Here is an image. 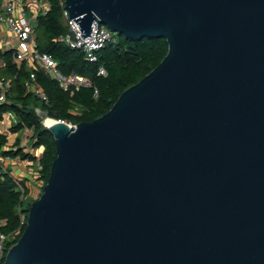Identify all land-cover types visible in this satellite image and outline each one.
I'll use <instances>...</instances> for the list:
<instances>
[{"label":"water","instance_id":"water-1","mask_svg":"<svg viewBox=\"0 0 264 264\" xmlns=\"http://www.w3.org/2000/svg\"><path fill=\"white\" fill-rule=\"evenodd\" d=\"M160 64L57 156L5 264H264V0H65Z\"/></svg>","mask_w":264,"mask_h":264},{"label":"trees","instance_id":"trees-1","mask_svg":"<svg viewBox=\"0 0 264 264\" xmlns=\"http://www.w3.org/2000/svg\"><path fill=\"white\" fill-rule=\"evenodd\" d=\"M23 1L28 7L41 0ZM43 1L48 3L49 8L36 17L39 51L50 54L63 75L76 74L85 77L90 84L78 87L71 85L65 89L48 73L39 69L36 71V83L48 96L47 103L27 89L25 83L31 73L26 63L17 62L15 50H0V78L10 81L4 101H0V124L7 113H13L15 122L9 131L17 134L24 129L31 130L29 142L32 150L41 149L40 156H37L21 146L20 136L11 144L8 134L0 132V155L19 157L28 163L37 164L42 189L47 183L57 153L54 134L44 125V119L37 109L51 119L64 120L72 125L91 122L108 112L124 90L157 67L169 50L168 41L164 37H144L137 40L123 34H114L97 52V60L90 61L83 49L73 48L59 41V38L69 33V25L64 16L65 0ZM100 68H104L106 74H100ZM26 181L28 178L21 180L26 188L23 194L17 189L15 176L10 168L7 172L0 173V217L7 221L1 231L10 233L17 230L21 225V216H25L15 242L26 227L32 203L42 193L34 197Z\"/></svg>","mask_w":264,"mask_h":264},{"label":"built area","instance_id":"built-area-1","mask_svg":"<svg viewBox=\"0 0 264 264\" xmlns=\"http://www.w3.org/2000/svg\"><path fill=\"white\" fill-rule=\"evenodd\" d=\"M34 3V5H28L27 7L23 0H0V50H15L17 62L26 63L31 73L30 78L25 83L27 89L33 91L41 100L48 103V96L36 83V71L39 69L48 73L65 89H68L71 85L78 87L81 84L89 85L90 83L85 77L76 74L63 75L57 68L56 60L50 54L39 51L36 39V17L40 12L45 13L49 5L43 0ZM28 12H30V16H28ZM64 16L69 25V33L59 38V41H63L73 48L83 49L90 61H96L97 52L112 39L114 33L106 25L95 22L91 30L92 35L84 39L82 37L84 32H82L76 20L70 17L66 9H64ZM3 32H6L5 36L2 34ZM99 73L106 74V70L100 68ZM9 88L10 81L0 78V101H4ZM37 112L42 111L37 109ZM2 122L11 127L15 122V115L7 113ZM8 159L9 157L0 155V173L8 171L9 167L6 164ZM14 176L17 189L24 194L26 188L21 183L22 179L16 175ZM24 222L25 216L22 215L20 227L10 233H4L1 228L6 225L7 221L0 217V264H5L7 252L16 243L15 240Z\"/></svg>","mask_w":264,"mask_h":264},{"label":"rangeland","instance_id":"rangeland-1","mask_svg":"<svg viewBox=\"0 0 264 264\" xmlns=\"http://www.w3.org/2000/svg\"><path fill=\"white\" fill-rule=\"evenodd\" d=\"M28 16H30V12H28ZM40 114V116L45 120L46 118H48L47 116H46V114H44V113H42V112H40L39 113ZM68 123V122H67ZM70 124V123H69ZM70 125H72V124H70ZM1 126H2V128H4V122H1ZM31 134H32V131L31 130H29V129H24L22 132H21V136H20V138H21V146H24V148H25V150L26 151H31V152H33L34 154H36L37 156H40V154H41V149H36V150H32V147H31V145H30V142H29V144H22V140H24V142H25V140L26 139H29L30 138V136H31ZM19 160H21V159H18V161ZM7 164V163H6ZM8 165V164H7ZM9 166V165H8ZM23 166L25 167V169H27L28 170V172H31V174H29V176H30V178H29V180L28 181H26L27 182V185L29 186V189H30V191H31V193H32V195L34 196V197H38V195H39V193L40 192H42V182H40L39 181V179H38V172H37V170H38V165L37 164H32V163H24L23 162ZM12 167V166H11ZM17 174V176L20 178V179H24V177L22 176V174H20L19 172H17L16 173Z\"/></svg>","mask_w":264,"mask_h":264},{"label":"crops","instance_id":"crops-1","mask_svg":"<svg viewBox=\"0 0 264 264\" xmlns=\"http://www.w3.org/2000/svg\"><path fill=\"white\" fill-rule=\"evenodd\" d=\"M5 29V28H4ZM5 33L6 32H3L2 34L5 36ZM9 128L10 126L9 125H6L4 124V128H2L1 124H0V131L4 134H8V137H9V140H10V143L12 144L17 136H21V132L23 131H20L19 133L17 134H14V133H11L9 131ZM29 143V139H26L25 142L24 140H22V144H28ZM18 159H20L19 157L18 158H9L8 160H6V163L9 165L8 167L10 168L11 172L17 176V172H19L20 174H22V176L24 178H30L29 174H31V172H28L27 169H25V167L23 166V162L26 163V161H23L22 159L18 161ZM28 163V162H27ZM12 166V167H11Z\"/></svg>","mask_w":264,"mask_h":264},{"label":"flooded vegetation","instance_id":"flooded-vegetation-1","mask_svg":"<svg viewBox=\"0 0 264 264\" xmlns=\"http://www.w3.org/2000/svg\"><path fill=\"white\" fill-rule=\"evenodd\" d=\"M213 264H221V239L216 237V243L214 248Z\"/></svg>","mask_w":264,"mask_h":264},{"label":"bare ground","instance_id":"bare-ground-1","mask_svg":"<svg viewBox=\"0 0 264 264\" xmlns=\"http://www.w3.org/2000/svg\"><path fill=\"white\" fill-rule=\"evenodd\" d=\"M44 122H45V124H47V125H52V124H54L55 123V120L54 119H51V118H46L45 120H44Z\"/></svg>","mask_w":264,"mask_h":264}]
</instances>
